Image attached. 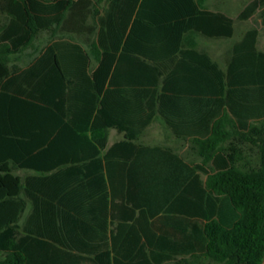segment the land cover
I'll use <instances>...</instances> for the list:
<instances>
[{"label": "trees", "instance_id": "16d2710c", "mask_svg": "<svg viewBox=\"0 0 264 264\" xmlns=\"http://www.w3.org/2000/svg\"><path fill=\"white\" fill-rule=\"evenodd\" d=\"M206 1L0 0V264H263L260 32L222 70L193 39H230L235 21ZM258 12L264 26V0L239 19ZM202 84L227 111L200 164L131 152L157 114L178 131L167 104ZM110 129L125 139L108 148Z\"/></svg>", "mask_w": 264, "mask_h": 264}, {"label": "crops", "instance_id": "0c3cea01", "mask_svg": "<svg viewBox=\"0 0 264 264\" xmlns=\"http://www.w3.org/2000/svg\"><path fill=\"white\" fill-rule=\"evenodd\" d=\"M232 0H207L205 8L208 11L215 13H222L232 18L235 21V33L230 39H209L202 36H197L193 39L197 43V50L205 52L209 57L216 63L222 70L227 68V60L232 46L239 42L245 31L240 36L236 37V19L229 15V7ZM241 14V13H240ZM238 15V19L239 16ZM240 20V19H239ZM260 32V31H259ZM43 37L46 38V43L50 44L53 42L52 37L49 33L45 32L40 37L38 42ZM44 39V38H43ZM258 38V49L264 52V49L260 48ZM25 68V67H24ZM198 69V68H197ZM195 71L198 73V70ZM204 70L200 74L213 75V70ZM184 91H190L185 96L184 102H169L167 108H169L173 114H176L178 121V127L180 129L175 130L173 127L166 123L165 119L157 114L153 121L148 125L139 137L132 141V143L139 148L136 150L131 148V152H146L142 150L143 147L155 148L160 147L164 150H171L175 154L182 157L185 162L190 164H200V159L195 152H199L196 141L206 140L211 134L212 126L216 122L217 118H221L227 111L225 106H221L220 99L222 97L214 94L216 89L210 84H202L201 86L186 88ZM257 100L254 101L255 107L258 105ZM258 106H261L259 104ZM146 113V112H145ZM144 113V116H145ZM149 113V111H147ZM218 116V117H217ZM125 139L124 134L118 133L115 129L109 131L108 148L112 147L115 143L121 142ZM106 152H103V154ZM184 170V168H182ZM27 175L32 174L29 170H19ZM18 175V174H17ZM21 176V175H19ZM22 177V176H21ZM205 180L206 177L203 176ZM132 180V178H131ZM31 205H29L26 216L30 213Z\"/></svg>", "mask_w": 264, "mask_h": 264}, {"label": "rangeland", "instance_id": "374dc122", "mask_svg": "<svg viewBox=\"0 0 264 264\" xmlns=\"http://www.w3.org/2000/svg\"><path fill=\"white\" fill-rule=\"evenodd\" d=\"M255 0H232V3L230 4L229 7V15L235 17L237 20L236 23V29H237V34L236 37L240 36L243 34L245 31L251 30V29H258L260 31V39H259V45L260 48L264 49V26L262 23V19L260 17V13H256L254 16H252L248 20H239L238 15L247 7L249 6L252 2ZM44 38V39H43ZM40 42H38L37 47L42 48L45 46L46 43V38L48 37H43ZM33 51H28L25 52L23 55L19 56L18 58H15L14 61L21 65L22 67H26L29 62L31 61V57L33 56ZM254 165L258 163V157L255 153L254 155ZM16 174L21 175L22 177H25L26 174L21 171H16Z\"/></svg>", "mask_w": 264, "mask_h": 264}, {"label": "water", "instance_id": "95a60500", "mask_svg": "<svg viewBox=\"0 0 264 264\" xmlns=\"http://www.w3.org/2000/svg\"><path fill=\"white\" fill-rule=\"evenodd\" d=\"M263 264H264V261H263Z\"/></svg>", "mask_w": 264, "mask_h": 264}]
</instances>
